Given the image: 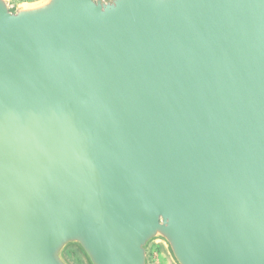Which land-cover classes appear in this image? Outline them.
<instances>
[{"label": "water", "instance_id": "obj_1", "mask_svg": "<svg viewBox=\"0 0 264 264\" xmlns=\"http://www.w3.org/2000/svg\"><path fill=\"white\" fill-rule=\"evenodd\" d=\"M264 264V0H0V264Z\"/></svg>", "mask_w": 264, "mask_h": 264}, {"label": "rangeland", "instance_id": "obj_2", "mask_svg": "<svg viewBox=\"0 0 264 264\" xmlns=\"http://www.w3.org/2000/svg\"><path fill=\"white\" fill-rule=\"evenodd\" d=\"M31 1H35V0H12V3L15 5V4L31 2ZM149 260H150V264H170L158 246H153L151 248Z\"/></svg>", "mask_w": 264, "mask_h": 264}, {"label": "trees", "instance_id": "obj_3", "mask_svg": "<svg viewBox=\"0 0 264 264\" xmlns=\"http://www.w3.org/2000/svg\"><path fill=\"white\" fill-rule=\"evenodd\" d=\"M68 257L74 260L77 264H81L80 259L75 255L74 251H68L67 253Z\"/></svg>", "mask_w": 264, "mask_h": 264}]
</instances>
